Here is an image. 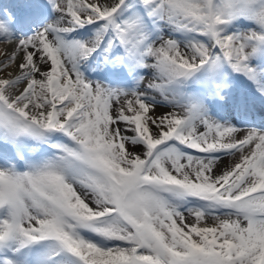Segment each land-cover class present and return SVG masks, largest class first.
<instances>
[{
	"label": "bare ground",
	"instance_id": "1",
	"mask_svg": "<svg viewBox=\"0 0 264 264\" xmlns=\"http://www.w3.org/2000/svg\"><path fill=\"white\" fill-rule=\"evenodd\" d=\"M118 1L119 0H90V2L101 12L111 9ZM63 24H66V26L72 25L67 19V14L64 15ZM47 40L48 38L41 36L39 38H34L30 42L23 43L22 45H20L18 41L0 43V95L28 115L39 118L44 116L48 117L52 108L51 106L41 104L35 97L34 93L30 91L28 86L33 80L42 78L52 66L48 55L44 53L45 49H43V45L47 44ZM122 104L123 106L121 107L128 112H139L142 110L141 105L138 104L137 100L129 96L126 99L125 97L123 98ZM146 109L149 110L144 107L145 113L154 115H163L165 112H170L169 109L159 106L150 107L149 112H147ZM153 124H142V127L145 132L150 134L151 131H156L158 129V127ZM113 132L114 125L110 124L108 131L109 137L115 136V133L113 134ZM127 150L129 155H141L140 146H130ZM239 158L240 156H237L236 158L228 157L225 158L224 161L234 163L236 160H239ZM220 172V166L216 165L214 166L213 173L208 172V176H205V178L207 180L215 179L216 177L212 178V176L214 174H219ZM219 176L220 175L217 177ZM194 177L201 178L200 175H195Z\"/></svg>",
	"mask_w": 264,
	"mask_h": 264
},
{
	"label": "rangeland",
	"instance_id": "2",
	"mask_svg": "<svg viewBox=\"0 0 264 264\" xmlns=\"http://www.w3.org/2000/svg\"><path fill=\"white\" fill-rule=\"evenodd\" d=\"M81 4H82V7H77V12H78V15L80 16V15H82V14H89L91 17H94V16H96V15H98V14H104V13H106V12H100L99 10H97L96 9V7L94 8L92 5H91V3H90V0H86V1H84V0H80L79 1ZM88 2V3H87ZM186 7V6H185ZM187 8V10H188V12L189 13H195V9L194 8H192V7H190V6H188V7H186ZM172 52H175V49H172L171 50ZM176 54H177V56L178 57H183V58H186V59H188L185 55H184V53L183 52H179V51H177V52H175ZM48 80V79H47ZM47 80H42V81H39L38 83H45ZM45 87V89H39L38 88V90H36V95H37V97L40 99V101H41V103L43 104V105H46V106H49V105H47V104H49V103H52L53 101H55V100H49L50 98H51V96L52 95H55L58 99H60L61 98V96L64 94V90L66 89V87L63 85V86H53V85H50V84H48V85H46V86H44ZM93 93L95 94V96H98L99 98L101 97V93L100 92H98V91H93ZM124 98V97H123ZM122 98V99H123ZM112 99V98H111ZM95 101H97V99L95 98ZM123 101V100H122ZM120 101L119 100H114L113 101V103L111 102V110H112V112L113 113H118L119 114V112L121 113V114H125V111L127 112V113H130V112H128L126 109H123V107H121V106H123V104H120L119 103ZM147 110V109H146ZM119 111V112H118ZM122 111H124V112H122ZM147 112H149V110H147ZM168 114V115H167ZM94 117V116H93ZM164 117V119H166V118H169V117H173L172 116V113H170V112H167V113H165V114H163V115H161V116H159V119L156 121V120H153L150 116H145V118H144V120H145V122H150V123H152L153 125H156L157 127H158V134H156V133H153V135H152V133L150 134V136H148V139L149 138H152L153 136H156V135H159V133H161V132H163V130H162V128L164 127L163 125H161V121H159V120H161L160 118H163ZM145 122H143V124H146V125H149L150 123H145ZM162 127V128H161ZM166 133V132H165ZM115 136H113L112 138H114ZM157 137V136H156ZM126 144V143H125ZM125 146H128V144H126ZM125 146L123 147V153H124V155H125V153L127 152L128 153V148L126 149V151H125ZM130 146H133V145H130ZM129 146V147H130ZM136 146H139V145H136ZM141 147V146H140ZM142 148L143 147H141L140 148V150H142ZM145 149L143 148V151H144ZM120 151H121V149H120ZM120 153V152H119ZM129 154V153H128ZM128 154H126L127 156H129L130 157V159H132V157H131V155H128ZM185 174V173H184ZM179 178H180V176H178ZM183 177H188L187 175H184ZM189 178V177H188ZM13 181L14 180H11V179H9L7 182H6V184H8V183H13ZM20 183H21V185H23V186H26V182H27V177L26 176H23L22 177V179H21V181H19ZM4 187L1 185V183H0V191L3 189ZM77 201H79V199H76ZM90 207L89 208H91V207H95V205L94 204H88ZM31 206H33V203H29L28 204V206H27V209L29 208V207H31ZM30 209V208H29ZM26 221L27 222H30V220H29V218H26ZM100 252H102V251H98V253H100ZM125 253V255H121L122 256V259H121V261H122V264H125L126 263V261H127V259H129L130 258V256L132 255V253L131 252H129V251H125L124 252ZM123 253V254H124ZM102 254H107V256H105L106 257V259L105 260H103V259H98V258H96V257H94V255H91L90 256V260H93V261H96L98 264H101V263H107V262H111V260L113 259V257H115L116 256V253H114V251H110L109 253H104V252H102ZM109 254V255H108Z\"/></svg>",
	"mask_w": 264,
	"mask_h": 264
}]
</instances>
